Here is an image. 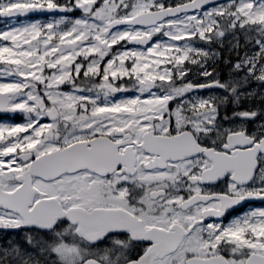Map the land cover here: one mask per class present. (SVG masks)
Listing matches in <instances>:
<instances>
[{
    "label": "snow or ice",
    "instance_id": "1",
    "mask_svg": "<svg viewBox=\"0 0 264 264\" xmlns=\"http://www.w3.org/2000/svg\"><path fill=\"white\" fill-rule=\"evenodd\" d=\"M0 18V264H264V0Z\"/></svg>",
    "mask_w": 264,
    "mask_h": 264
},
{
    "label": "flooded vegetation",
    "instance_id": "2",
    "mask_svg": "<svg viewBox=\"0 0 264 264\" xmlns=\"http://www.w3.org/2000/svg\"><path fill=\"white\" fill-rule=\"evenodd\" d=\"M19 19V18H18ZM229 111H230V109H229ZM9 119V117H7V116H0V120H8ZM19 119H20V117L19 116H17V118H16V122H19ZM254 204L255 205H258L259 204V202H254ZM0 238H2V237H0ZM12 239H17L18 237H11Z\"/></svg>",
    "mask_w": 264,
    "mask_h": 264
},
{
    "label": "rangeland",
    "instance_id": "3",
    "mask_svg": "<svg viewBox=\"0 0 264 264\" xmlns=\"http://www.w3.org/2000/svg\"><path fill=\"white\" fill-rule=\"evenodd\" d=\"M8 25V20H0V30H4L6 26Z\"/></svg>",
    "mask_w": 264,
    "mask_h": 264
},
{
    "label": "water",
    "instance_id": "4",
    "mask_svg": "<svg viewBox=\"0 0 264 264\" xmlns=\"http://www.w3.org/2000/svg\"><path fill=\"white\" fill-rule=\"evenodd\" d=\"M0 19H8V18H0Z\"/></svg>",
    "mask_w": 264,
    "mask_h": 264
}]
</instances>
